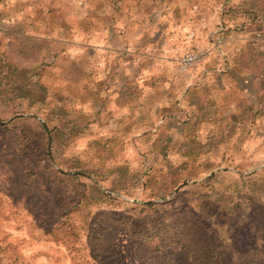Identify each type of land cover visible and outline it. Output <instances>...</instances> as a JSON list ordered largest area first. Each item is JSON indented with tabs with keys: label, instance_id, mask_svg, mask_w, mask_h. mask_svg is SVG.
<instances>
[{
	"label": "rangeland",
	"instance_id": "374dc122",
	"mask_svg": "<svg viewBox=\"0 0 264 264\" xmlns=\"http://www.w3.org/2000/svg\"><path fill=\"white\" fill-rule=\"evenodd\" d=\"M263 19L264 0H0V264H190L153 246L186 221L219 264H264V92L231 125L158 76Z\"/></svg>",
	"mask_w": 264,
	"mask_h": 264
},
{
	"label": "crops",
	"instance_id": "0c3cea01",
	"mask_svg": "<svg viewBox=\"0 0 264 264\" xmlns=\"http://www.w3.org/2000/svg\"><path fill=\"white\" fill-rule=\"evenodd\" d=\"M237 38L236 45L228 43L220 52L207 45L209 53L194 73L158 75L161 80H169V88L178 89L184 83L191 115L198 113L202 120L227 115L233 125L239 119L238 113L255 111V91L264 92V19ZM249 46L254 49L252 53ZM254 59L262 65L254 66Z\"/></svg>",
	"mask_w": 264,
	"mask_h": 264
},
{
	"label": "trees",
	"instance_id": "16d2710c",
	"mask_svg": "<svg viewBox=\"0 0 264 264\" xmlns=\"http://www.w3.org/2000/svg\"><path fill=\"white\" fill-rule=\"evenodd\" d=\"M24 88L21 91L22 94L29 93V88ZM207 208L212 210L208 204ZM213 213L218 217L219 211L215 209ZM158 231L162 234V241L155 243L154 249H160L164 244H177L185 241L191 245L190 264H219V255L212 249L196 224L186 221L176 227L172 222L162 223L159 225Z\"/></svg>",
	"mask_w": 264,
	"mask_h": 264
},
{
	"label": "built area",
	"instance_id": "2783aa9c",
	"mask_svg": "<svg viewBox=\"0 0 264 264\" xmlns=\"http://www.w3.org/2000/svg\"><path fill=\"white\" fill-rule=\"evenodd\" d=\"M207 49L193 48L189 49L177 59V65L181 71H193L201 63L202 59L206 56Z\"/></svg>",
	"mask_w": 264,
	"mask_h": 264
}]
</instances>
